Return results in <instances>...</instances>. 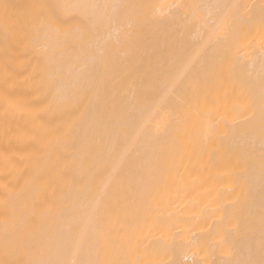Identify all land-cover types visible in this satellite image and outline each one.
I'll return each mask as SVG.
<instances>
[{
	"label": "bare ground",
	"instance_id": "1",
	"mask_svg": "<svg viewBox=\"0 0 264 264\" xmlns=\"http://www.w3.org/2000/svg\"><path fill=\"white\" fill-rule=\"evenodd\" d=\"M0 264H264V0H0Z\"/></svg>",
	"mask_w": 264,
	"mask_h": 264
}]
</instances>
